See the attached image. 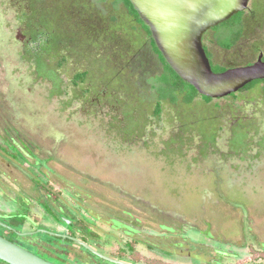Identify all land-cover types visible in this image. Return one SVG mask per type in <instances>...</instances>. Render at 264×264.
<instances>
[{
	"label": "rangeland",
	"instance_id": "rangeland-1",
	"mask_svg": "<svg viewBox=\"0 0 264 264\" xmlns=\"http://www.w3.org/2000/svg\"><path fill=\"white\" fill-rule=\"evenodd\" d=\"M2 19L0 12V132L5 137L20 133L21 147L37 150L42 161L50 158L42 168L48 183L24 162L21 173L5 170L11 181L16 180L12 183V193H18L20 200L16 212L38 224L26 223L37 233L34 239L47 241L52 231H65L45 213V205L56 210L72 197L76 202L68 206L79 218L75 233L82 234L78 232L82 221L88 224L92 239L103 238L101 248L93 245L102 255L157 256V251L136 242L131 244L135 255L126 253L130 239L102 223L115 220L138 230L135 236L141 240L161 244L164 237L168 244L182 242L188 250L198 249L205 242L202 239L211 243L207 236L198 235L206 231L219 249L237 255L239 264L257 260L254 249L264 247V100L260 104L257 97L250 104L242 93L209 104L196 98L180 109L165 100L155 117L156 92L138 84L135 73L126 72L122 81L127 85L116 96L120 103L87 119L80 104L67 103L68 98L51 92L46 82L34 83L30 65L21 64L15 31L3 25ZM251 37L264 51V27ZM254 58L213 53L214 63L225 67ZM212 69L220 71L213 65ZM64 73L61 80L69 84L71 71ZM260 93L256 88L247 97ZM231 109L257 117L244 152L233 151L227 143ZM131 119L139 125L132 128ZM213 130L216 134L211 140ZM6 201L0 197V205ZM161 224L172 232L161 230ZM28 249L37 253L34 247ZM85 253L89 256L76 247L68 250L70 261L77 258L78 264H110ZM201 253L204 258L214 257L206 247Z\"/></svg>",
	"mask_w": 264,
	"mask_h": 264
},
{
	"label": "flooded vegetation",
	"instance_id": "flooded-vegetation-1",
	"mask_svg": "<svg viewBox=\"0 0 264 264\" xmlns=\"http://www.w3.org/2000/svg\"><path fill=\"white\" fill-rule=\"evenodd\" d=\"M0 12L3 17L2 24L15 31L14 40L19 48L21 64L30 65L34 83L46 82L50 84L51 92L58 96L65 95L68 98L67 103L80 104L85 110L84 116L87 119L97 118L105 109L114 108L120 103V98L116 96L127 85L122 81V75L126 72L135 73L138 84L156 92L158 101L155 102V106L160 104V112L155 117L161 114V105L165 100L173 107L180 109V106L189 107L196 98H200L205 104L223 99L209 98L211 101L205 102L201 98L203 96L198 94L190 104H185V95L179 91H174L160 99V88H166V86L158 80L164 77L167 64L155 47L148 29L134 14L135 12L131 11L125 0H0ZM263 27L264 0H249L246 10L208 30L202 37V46L211 69L212 65L220 69L219 72L213 69L212 71L220 73L231 68L250 66L259 59L264 63L262 45L251 37ZM216 51L227 56L231 54L232 57L249 55L255 58L235 67H225L214 63L213 53ZM68 70L71 71L69 84H64L61 74H66L64 72ZM256 88L260 89L259 96L247 97L249 92ZM242 93L246 94L244 99H249L250 104H254L257 97V102L260 100L261 104L264 100V79L252 81L224 98H235ZM172 97L175 99L172 100ZM230 111L233 116L227 127L228 146L235 152H244L248 146V139L254 135L252 130L257 127V117L251 112H234L232 109ZM131 121L129 124L132 128L139 125L136 120L131 119ZM182 121L179 120L181 124ZM215 132L214 130L211 140ZM36 152L37 150L32 152L21 147L20 133L16 136L7 134L5 137V133L0 132V197L8 200L5 205L2 203L0 205V236L54 264H78L80 260L77 258L73 259L74 262L70 261L69 248L76 247L85 255H88L85 253L87 250L69 238H76L95 250L93 245L101 248L103 238H98L97 241L92 239L90 228L87 227V223V225L84 224V221L78 229V232L82 234L78 236L75 233L79 218L75 219L73 208L68 206L69 203L76 202L72 197L69 203H62L56 210L45 205V213L65 228L64 232L51 230L52 238L47 241L34 239L37 233L27 227L26 223L33 226L38 224L29 217H27L28 220L21 217L19 212H16L20 208V200H17L19 194L12 193V183H16V180L11 181V177L6 175L5 170L21 173V162H24L38 170V175L45 177L47 183L50 182L45 173L46 170L42 169L43 162L50 158L47 157L42 161ZM32 180L35 185L41 187L34 179ZM55 188L58 189V187ZM58 190L59 193H64L62 189ZM50 197L48 193L47 199ZM102 223L111 229H119L130 239V243L124 248L126 253L135 252L134 246L131 245L133 242L145 245L147 250L152 252L157 251V256L141 259L137 258L134 252L135 256L131 259L124 258L123 255L115 258L107 256L117 261L128 264H239L237 255L231 254V251L219 249L212 243L213 239L206 231L198 235L207 236L211 243L202 239L206 242L205 244L202 242L198 249L188 250L184 243L168 244L164 237L161 239V244L141 240L135 236L138 230L115 220L112 223L104 221ZM160 229L172 232L171 227H164L162 224ZM153 238L150 236L151 240ZM30 247H34L37 253L30 251L28 249ZM204 247L213 252V258H204L201 255ZM249 249L247 247L248 252L251 250ZM254 250L257 252V260L250 258L247 262L264 264V247ZM218 253L221 254V259ZM253 255L255 254H251ZM244 262L242 264H247Z\"/></svg>",
	"mask_w": 264,
	"mask_h": 264
},
{
	"label": "water",
	"instance_id": "water-1",
	"mask_svg": "<svg viewBox=\"0 0 264 264\" xmlns=\"http://www.w3.org/2000/svg\"><path fill=\"white\" fill-rule=\"evenodd\" d=\"M248 1L128 0L169 68L200 96L211 99L224 98L252 81L264 79V63L260 59L250 66L213 72L202 46V37L208 30L246 10ZM69 239L111 264H128L104 256L76 238ZM0 261L54 264L1 236Z\"/></svg>",
	"mask_w": 264,
	"mask_h": 264
},
{
	"label": "trees",
	"instance_id": "trees-1",
	"mask_svg": "<svg viewBox=\"0 0 264 264\" xmlns=\"http://www.w3.org/2000/svg\"><path fill=\"white\" fill-rule=\"evenodd\" d=\"M125 3L130 7L131 11L135 12L128 2V0H125ZM134 14L137 15L135 12ZM159 83L163 84V86H166V88H160V99L165 98L168 96V94H172L174 91H179L180 93H184V100L185 104H190L195 97L198 96V93L188 84L183 82L178 76L166 65V71L164 74V77H161L158 80ZM205 102L211 101L207 97H201ZM175 98L172 97V100ZM160 112V104H156L154 116L158 115ZM214 131V130H213ZM0 263L5 264L4 262L0 261Z\"/></svg>",
	"mask_w": 264,
	"mask_h": 264
}]
</instances>
